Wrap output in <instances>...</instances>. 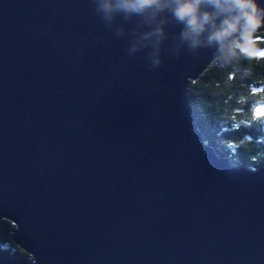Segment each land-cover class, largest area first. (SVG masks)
<instances>
[{
	"label": "water",
	"instance_id": "95a60500",
	"mask_svg": "<svg viewBox=\"0 0 264 264\" xmlns=\"http://www.w3.org/2000/svg\"><path fill=\"white\" fill-rule=\"evenodd\" d=\"M127 46L90 0H0V220L33 259L0 264H264V167L190 102L212 51L151 71Z\"/></svg>",
	"mask_w": 264,
	"mask_h": 264
},
{
	"label": "clouds",
	"instance_id": "9594fccd",
	"mask_svg": "<svg viewBox=\"0 0 264 264\" xmlns=\"http://www.w3.org/2000/svg\"><path fill=\"white\" fill-rule=\"evenodd\" d=\"M94 13L116 37L128 40V57L145 54L151 71L164 64L165 45L171 56L183 52L193 57L212 51L223 65L252 50L264 57V49H252L255 33L264 24V4L258 0H90ZM179 25L175 35L169 26ZM232 162V161H231ZM10 246L3 244V251ZM12 249V248H11ZM9 254H14L12 249Z\"/></svg>",
	"mask_w": 264,
	"mask_h": 264
},
{
	"label": "trees",
	"instance_id": "16d2710c",
	"mask_svg": "<svg viewBox=\"0 0 264 264\" xmlns=\"http://www.w3.org/2000/svg\"><path fill=\"white\" fill-rule=\"evenodd\" d=\"M252 49H264V31L256 32ZM197 126L205 143L235 167L257 171L264 167V57H240L231 64L217 60L189 92ZM15 226L0 220V249L33 260L11 240ZM12 248V249H11Z\"/></svg>",
	"mask_w": 264,
	"mask_h": 264
},
{
	"label": "snow or ice",
	"instance_id": "6c2138e0",
	"mask_svg": "<svg viewBox=\"0 0 264 264\" xmlns=\"http://www.w3.org/2000/svg\"><path fill=\"white\" fill-rule=\"evenodd\" d=\"M247 51H249V54H250V55H258L257 53H255V52L252 51V50H247Z\"/></svg>",
	"mask_w": 264,
	"mask_h": 264
},
{
	"label": "rangeland",
	"instance_id": "374dc122",
	"mask_svg": "<svg viewBox=\"0 0 264 264\" xmlns=\"http://www.w3.org/2000/svg\"><path fill=\"white\" fill-rule=\"evenodd\" d=\"M260 107V109H264V105H262V106H259Z\"/></svg>",
	"mask_w": 264,
	"mask_h": 264
}]
</instances>
